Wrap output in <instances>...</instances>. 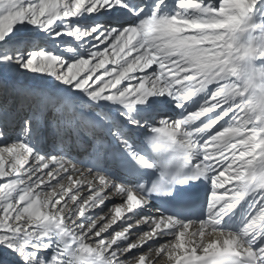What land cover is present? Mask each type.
I'll return each instance as SVG.
<instances>
[{
    "label": "snow or ice",
    "instance_id": "1",
    "mask_svg": "<svg viewBox=\"0 0 264 264\" xmlns=\"http://www.w3.org/2000/svg\"><path fill=\"white\" fill-rule=\"evenodd\" d=\"M0 180V264H264V0H0Z\"/></svg>",
    "mask_w": 264,
    "mask_h": 264
},
{
    "label": "bare ground",
    "instance_id": "2",
    "mask_svg": "<svg viewBox=\"0 0 264 264\" xmlns=\"http://www.w3.org/2000/svg\"><path fill=\"white\" fill-rule=\"evenodd\" d=\"M257 21H259V13L257 14ZM259 35V30H250L249 32H246L243 36L244 40H250L253 37ZM156 66L154 65L153 68H155ZM152 69H149L148 71H151ZM150 153V152H149ZM151 158L155 159V157L150 154ZM1 181V180H0ZM3 182V181H1ZM226 187H229V185H227ZM120 200L117 199L116 203H119ZM154 207L151 208V212H156L158 210V207L155 205V203L153 202ZM111 206V205H110ZM243 207V206H242ZM107 211V209L105 210ZM243 211L242 208H238L236 210L235 213L231 214V218H226V220H228L229 222V226L233 229V230H239V228L242 226L244 219H243Z\"/></svg>",
    "mask_w": 264,
    "mask_h": 264
},
{
    "label": "rangeland",
    "instance_id": "3",
    "mask_svg": "<svg viewBox=\"0 0 264 264\" xmlns=\"http://www.w3.org/2000/svg\"><path fill=\"white\" fill-rule=\"evenodd\" d=\"M1 181H2V180H1ZM1 181H0V182H1ZM226 186H227V185H226Z\"/></svg>",
    "mask_w": 264,
    "mask_h": 264
}]
</instances>
